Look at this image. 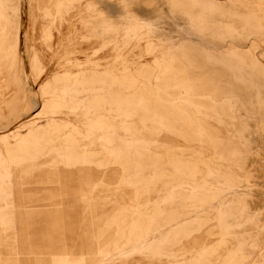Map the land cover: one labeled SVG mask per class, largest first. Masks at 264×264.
<instances>
[{"label":"rangeland","instance_id":"obj_1","mask_svg":"<svg viewBox=\"0 0 264 264\" xmlns=\"http://www.w3.org/2000/svg\"><path fill=\"white\" fill-rule=\"evenodd\" d=\"M0 264H264V0H0Z\"/></svg>","mask_w":264,"mask_h":264},{"label":"bare ground","instance_id":"obj_2","mask_svg":"<svg viewBox=\"0 0 264 264\" xmlns=\"http://www.w3.org/2000/svg\"><path fill=\"white\" fill-rule=\"evenodd\" d=\"M24 105H25V103H24ZM73 254V253H72ZM66 259V258H65Z\"/></svg>","mask_w":264,"mask_h":264}]
</instances>
